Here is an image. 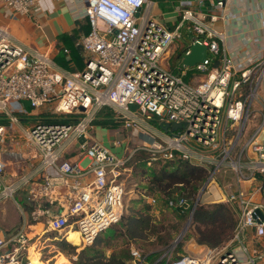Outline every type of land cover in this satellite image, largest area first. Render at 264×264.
I'll list each match as a JSON object with an SVG mask.
<instances>
[{"label": "built area", "instance_id": "obj_1", "mask_svg": "<svg viewBox=\"0 0 264 264\" xmlns=\"http://www.w3.org/2000/svg\"><path fill=\"white\" fill-rule=\"evenodd\" d=\"M167 1H176V19L170 25L152 14V0H82L79 16L86 18L90 30L80 38L84 68L75 72L54 69L44 52L30 55L0 27V117L5 120L0 123V145L7 125H19L13 102L45 108L50 115L19 127L24 152L38 159L36 169L7 180L0 159V200L22 191L29 206L20 226L0 236V264H35L28 230L37 225L42 226L41 233L34 234L38 238L56 232L66 240L77 230L80 244L66 241L85 248L121 220L126 194L122 175L129 156L116 155L92 139L89 130L105 109L121 114L125 128L131 129L139 120L130 106L159 123L181 124L143 146L165 151L166 158L176 151L206 168L197 201L221 170L235 175L236 189L222 200L238 210L230 239L236 246L203 256L182 254L163 264H254L243 234L251 228L256 241L264 237V140L259 139L264 132V44L257 54L236 58V44L226 43L224 32L213 27L231 0H210L211 9L205 11L193 8L190 0ZM5 2L17 15H31L37 5V0ZM183 29L192 34L191 44L201 41L218 59L212 67L210 56L185 66L204 74L196 83L164 65ZM253 41L258 43L257 38ZM187 53L189 47L183 56ZM253 102L259 122L249 126ZM245 181L252 182L247 191L240 186ZM149 202L155 203V198ZM179 206L189 210V217L195 208L189 209L184 198ZM131 253L144 264V257L139 259L134 249Z\"/></svg>", "mask_w": 264, "mask_h": 264}, {"label": "crops", "instance_id": "obj_2", "mask_svg": "<svg viewBox=\"0 0 264 264\" xmlns=\"http://www.w3.org/2000/svg\"><path fill=\"white\" fill-rule=\"evenodd\" d=\"M81 1L82 0H37V5L31 15H17L11 12L5 0H0V27L8 33L9 38L21 44L30 55L36 51L48 54L54 69L64 72L80 71L84 68V56L80 45V38L90 30L86 18H81L79 16L83 8ZM190 1L193 4V8L197 10L205 11L211 9L210 0ZM152 2V14L168 25L172 24L174 18L176 19V1L171 3L167 0H152ZM223 13L224 17L219 18L213 24V27L224 32L226 43L236 44V58L240 59L246 55L257 54L259 51L258 47L262 46L260 44H264V0H231L226 5ZM188 32L189 31L186 29L182 31L181 39H183L185 43L180 42V39H178L171 45L169 57L164 61V65L173 73L181 75L184 80L196 83L203 79L204 74L185 69V66L182 64L184 51L191 45L192 36L188 37ZM254 38L258 39V43L253 41ZM206 56L212 58L211 67L217 64L218 59L211 56L209 52H206ZM11 107L14 108L18 115L19 125H7L4 140L0 145V159L4 164L7 180L15 179L22 174L36 169L39 164L37 158L29 159L28 155L24 152L21 142L22 139L19 135V127L32 125L36 120L48 119L50 116L47 109H32L25 101L13 102ZM134 108H136V106H130V111L132 113H135ZM114 114L117 115L116 112L110 109H105L101 113V115H111V118L105 117L106 120L114 118V116H112ZM119 119H124V117L121 116ZM147 125L148 127H146V129L149 131V133H147L149 135V138H146L147 140L159 137L162 135L161 133L165 132L160 126L157 127L151 123ZM127 129L132 136L136 135L138 131L136 128ZM89 131L92 139L107 146H119L123 144L122 129L119 126L111 123L102 125L93 122ZM129 164L130 162L125 164L123 175H126V178L129 179L131 177V179L135 181V187L140 183H145L144 180L137 178V172L134 171L133 167ZM150 164L151 162H146L147 166ZM39 178L40 176L36 172L35 180ZM254 185H257V183L254 182ZM236 187L237 185L232 183L223 185V187L216 185V187L210 188L209 191L204 192L206 195L203 204L222 201V197L234 191ZM247 190L248 187L244 189V191ZM18 192L25 194V192L22 191ZM141 195L147 199L148 203H150V198H154L146 196L145 192L141 193ZM201 197L202 194L199 197L200 202ZM24 204L26 209H20L21 216L22 213H25L29 208L26 198ZM228 204L235 205L231 203ZM237 212L238 210L236 207L235 217ZM17 228L13 230H0V236L14 231ZM243 242L249 254L253 256L254 264H264V241H256L251 228H248L243 234ZM254 242L261 248L255 249ZM234 246H236V244L231 243L229 240L217 248L226 247L229 249ZM214 249L199 244L191 234V237L181 246L178 254L203 256ZM155 252L159 251L156 250ZM163 258L164 256L161 255L150 261L148 256H144L143 262L144 264H163L165 263ZM211 264H213V262Z\"/></svg>", "mask_w": 264, "mask_h": 264}, {"label": "rangeland", "instance_id": "obj_3", "mask_svg": "<svg viewBox=\"0 0 264 264\" xmlns=\"http://www.w3.org/2000/svg\"><path fill=\"white\" fill-rule=\"evenodd\" d=\"M188 37H191V33L188 32ZM180 42H184L183 39H180ZM180 44V43H179ZM257 103H252L253 114L249 121V126L251 124H256L259 122V119L256 113L254 112L257 109ZM135 115H137L139 123L135 124L132 128L138 129L136 135H130L129 130L125 128L124 119H119L121 114H114V118H111V115H99L98 118L95 119L94 123L102 124L111 123L113 125L119 126L122 129V139L123 144L119 146H110L113 153L118 156H129L128 161L130 162V166L133 167V170L137 172V178L144 180L145 183L139 184L138 186H134V182L131 177L126 178V175H122L125 184L126 194L124 196V213L121 220L100 233V235L95 239L94 243L86 248H95L97 252H102L104 256L109 257L112 254L117 255L125 260L126 264H139V260H137L136 256H133L131 250L134 249L138 255L141 257L148 256L149 260L152 261L155 258L163 255L164 260L166 258H177L179 256V249L176 247L178 243L182 245L191 237V232L189 231V227L183 234V236L174 244V240L185 226L186 222L189 218V210H183L182 206H179V196L177 194L167 195L166 191L163 193L162 191L155 190L154 192L149 191V180L152 177L154 172L161 170L162 168H166L167 170L171 169L166 165L171 161L169 158H166L165 151H155L151 148H147V146H143L144 141H147L146 138H149V131H147L146 127H148V123L159 127V122L156 118L147 119L146 114L142 113L136 108H134ZM131 128V129H132ZM145 130V131H143ZM146 132V133H145ZM121 139V140H122ZM260 140H264V132L259 136ZM148 143V142H147ZM146 162H151L149 166L146 165ZM145 164V165H144ZM144 166V168H143ZM234 172L230 169L221 170L215 177V184L212 185V188L219 185L223 187V185L234 183ZM251 181L242 182L241 188H249L251 186ZM172 186V185H171ZM176 186L173 185L171 189L176 190ZM146 192V196L154 197L156 199L155 203H148L147 199L142 197L141 193ZM199 192V191H198ZM205 193L202 194L201 202L204 203ZM164 196H168L172 199V202L169 203ZM25 194L18 192L14 195L13 198H6L0 200V230H13L17 228L23 219V215L21 216L20 209L25 208L24 204ZM177 200V201H176ZM218 202H224L218 201ZM29 209V208H28ZM28 211V210H27ZM24 214H26V212ZM141 213L151 214V218L153 220V227L149 230H146V237L143 239H133L127 233V219L131 216H137ZM31 222V221H29ZM32 223V222H31ZM191 221L189 222V226ZM41 225H37L34 228H30L29 236H32V245H34L33 257L37 264H41L42 262L46 264H54L58 258L63 257L67 258L70 263L71 259H76V255L68 256L65 255V252L61 251L59 248L58 242L62 239V237L56 232H46L41 235L40 238L34 236L36 232L41 231ZM41 233V232H40ZM144 235V234H143ZM142 235V236H143ZM264 241V237L262 238ZM165 241L167 244L164 246L162 243ZM69 243V242H67ZM164 243V244H165ZM255 249H260L261 247L255 243ZM72 245V244H71ZM164 246V247H163ZM85 248V249H86ZM82 249L74 246V250L76 253L80 252ZM158 250L159 252H155ZM160 253V254H158ZM40 254V259H38ZM137 255V256H138Z\"/></svg>", "mask_w": 264, "mask_h": 264}, {"label": "trees", "instance_id": "obj_4", "mask_svg": "<svg viewBox=\"0 0 264 264\" xmlns=\"http://www.w3.org/2000/svg\"><path fill=\"white\" fill-rule=\"evenodd\" d=\"M4 121L0 117V123ZM169 159L175 161L168 162L166 165L171 169L162 168L152 174L149 180L148 194L155 190L163 193L166 191L168 196L177 194L179 199L184 198L189 205V209L195 206L189 231L199 244L214 249L229 241L233 236L236 225V206L225 202L203 204L197 201L198 191L207 177L206 168L190 162L176 151ZM171 185H175L176 190L171 189ZM168 196L164 197L170 203L172 199ZM152 222L151 214L141 213L137 216H131L127 219L126 231L133 239H144L147 235L145 234L146 230H149L151 226L153 227ZM164 243L165 241L162 243L165 246L167 242ZM58 244L65 255H76V259L70 258L69 263L67 258L63 257V260L60 257L54 264H126L123 258L115 254L106 257L102 252H97L95 248L85 247L86 249L84 248L76 253L74 246L70 243L60 240ZM181 246L182 244L178 243L176 247L180 250ZM81 248H83L82 244L79 246V249ZM41 264L46 263L42 262Z\"/></svg>", "mask_w": 264, "mask_h": 264}, {"label": "water", "instance_id": "obj_5", "mask_svg": "<svg viewBox=\"0 0 264 264\" xmlns=\"http://www.w3.org/2000/svg\"><path fill=\"white\" fill-rule=\"evenodd\" d=\"M138 15V12L136 13ZM116 32V30H114ZM206 57V46L201 43V41L196 40L193 42V44L189 47V53L185 54L182 58V64L186 67H192L196 63L202 62L204 58ZM160 128H162L164 131H172L175 132L181 127L180 123H166V122H160L159 123ZM83 140L80 139V142ZM112 146V145H111ZM263 196H264V188H263ZM257 214L260 216V218H263V214L260 210L257 211ZM192 216V215H191ZM191 216L189 217L188 221L186 222L185 226L182 228L176 239L174 240V244L177 243V241L183 236L187 228L189 227V222L191 221Z\"/></svg>", "mask_w": 264, "mask_h": 264}, {"label": "bare ground", "instance_id": "obj_6", "mask_svg": "<svg viewBox=\"0 0 264 264\" xmlns=\"http://www.w3.org/2000/svg\"><path fill=\"white\" fill-rule=\"evenodd\" d=\"M66 240H68V241H72L73 244L79 245V244H80V240H81V238H80V232H78L77 230H71V231L68 233V235H67V237H66ZM32 259H33V262H34L35 264H37V263L35 262V259H34L33 256H32Z\"/></svg>", "mask_w": 264, "mask_h": 264}]
</instances>
